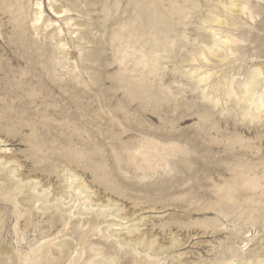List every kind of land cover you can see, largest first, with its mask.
I'll return each mask as SVG.
<instances>
[{"label":"rangeland","instance_id":"374dc122","mask_svg":"<svg viewBox=\"0 0 264 264\" xmlns=\"http://www.w3.org/2000/svg\"><path fill=\"white\" fill-rule=\"evenodd\" d=\"M179 1L188 9L181 21L170 1L156 4L146 68L139 55L113 51L112 12L104 33V14L92 15L96 39L87 51L62 26L69 56L53 65L31 45L32 24L22 39L13 15L0 10V264L264 258V122L243 121L230 90L240 92L254 69L264 89V0H239L233 13L223 10L227 0ZM47 4L45 18L57 21ZM215 4L218 25L208 21ZM213 33L227 46L206 54L208 62L196 59ZM200 74L208 76L202 85ZM237 161L256 187L236 178ZM69 174L84 193L67 190ZM44 203L63 211L37 209ZM63 241L72 248L62 255L53 244ZM229 250L241 257L229 259Z\"/></svg>","mask_w":264,"mask_h":264},{"label":"bare ground","instance_id":"6f19581e","mask_svg":"<svg viewBox=\"0 0 264 264\" xmlns=\"http://www.w3.org/2000/svg\"><path fill=\"white\" fill-rule=\"evenodd\" d=\"M161 1L162 0H47V2H48L47 6H48L49 10L52 12V14L56 17L57 21L53 20L52 18H45L46 13H45V6L43 5V0H0V2L8 4V6L5 9H4L3 5H0V10H8L13 15V21L17 24L16 27H18L20 29L22 39H23V35H25V32L28 30V29L25 30L24 27H26L30 23L32 24L30 27V31H32V36H33V38L31 39L32 40L31 45L35 47V51H37L38 53L40 52L43 56H47L48 64L50 63L53 65L57 63L59 56H63V57L69 56V48H68L69 44L67 45L66 44L67 42L63 43V41H62V35L64 34V32L66 30H67V34L69 36V37L68 36L67 37L70 38L74 42V44H75L74 46H76L75 48L76 49L78 48L80 50V52L87 51V50H89V46L92 47L93 42L96 39L94 36V33H93L94 30L96 29L95 18H93L92 15L95 12H97L98 14L101 13L102 15L104 14V16L101 19L103 21H105V20H110V19H108V16L110 15V12H112L111 20H110L111 21V24H110L111 29L109 32L110 33L109 39L111 41L113 51L116 53V55L118 57H121L122 59H126V57L129 54L132 57H134V56L137 57L139 55L138 62L140 63L141 66H144V68H146V66L149 67L151 65V63L153 62V57H152V55L154 53L153 37H154V33L156 30V26H157V24H155V19H156V15H157L156 4H158V2H161ZM168 1H170V4H171V8H170V14L171 15L172 14L176 15L178 17V20H180V21L183 18L187 17L188 14L186 13V10H188V9H186V6L184 7V6H181L180 4L177 5L180 2L179 0H178V2H177V0H168ZM238 1L239 0H227L226 3H223L222 7H223L224 12L233 13L234 8L237 6ZM124 2H126V5H124V7H123L122 4ZM190 2H191V0H183V3L182 2L181 3H182V5H188L186 3H190ZM215 3H217V2H215ZM111 4H113V5H111ZM121 5L123 8H121ZM175 5H176V7H175ZM112 7H113V9H112ZM218 7H219V5L215 4L212 6V11L209 10L211 12V15H210V17H208L209 18L208 21L212 20L213 22L215 21V23L216 22L220 23L222 21V19H220L222 17H220L219 14H217V15H219L220 18L219 17L217 18V15L215 17V11L217 10ZM31 10H32V12L30 15L29 11H31ZM241 13H244V12H241ZM234 16H236V15H234ZM28 19L30 21H28ZM101 19H97V20L99 21ZM223 20H226V18H224ZM105 23H106V21L101 22V28H103V33L106 30V28L108 27V26L107 27L105 26ZM218 23H216V24L218 25ZM58 24H60V25H58ZM207 24H209V23H207ZM62 26L66 27L65 31H64V29H62ZM104 35H106V34H103V36H102L103 39L105 37ZM151 37H152V39H151ZM212 40H213V45L211 47L207 48L205 46L208 53H206L205 48H204L203 52H202V50H201V52H199L200 51L199 50L198 52L200 54L197 57H195L196 59H198V57H199V59L201 58L204 61L208 62L209 59H207V57L205 56L206 54L207 55L208 54L213 55L216 52H218L217 48L221 49V45L227 46V42H226L227 40L226 41L223 40L216 33L212 34ZM29 42H31V41L29 40L28 43ZM94 47H96V46H94ZM200 48L202 49V47H200ZM219 53H220V51H219ZM195 58L193 57V61L196 60ZM154 67H155V65L153 66V69L151 68V73L155 74V71L157 70V68H154ZM192 73H188V74L193 75L194 73L193 74ZM207 75H208V73H207ZM207 75L206 74L196 75L195 77H196L197 82L199 84H201V83L204 84V82H206V80H207V77H208ZM261 76L262 75H261L260 70L254 69L253 71H251L249 73V75L247 76L246 81L242 85H240V87H242V90H240V92H238V93L235 92L234 87L231 88L232 85H230L231 95L237 99L236 101H234L235 106H236L235 109H237V111L239 112V116L243 121H249L250 123L264 122V89L262 90L260 88V85H262L261 84ZM261 87H263V86H261ZM203 89H202V91H203ZM204 93L206 95L205 90H204ZM206 97H209V96H206ZM246 162L247 163L249 162L251 164V162L249 160H247ZM250 164H248V165H250ZM236 165H238V169H237V173H235L234 175H236V178L238 180H240L241 183L243 182L244 184H247V186H249V185L255 186V184H258V182L255 181L256 177L254 175V171L257 170V167H256V170H254V171L252 169L253 175L255 178H254V180L253 179L251 180V178L248 177L249 174H247V166L242 161H237ZM260 178L262 179V177H260ZM65 179H66L65 181H67V188H68L67 190L72 189L75 191L77 190L79 193H84L85 188H84L83 183L82 182L75 183V182H77L76 179H78L77 176H74V174H69L68 176L65 177ZM263 180H264V176H263ZM0 182H1V180H0ZM23 187L24 186L20 184V185H18L17 189L20 190ZM231 190L228 191V193H227L229 196L232 193ZM34 192H33V194H34ZM79 193L77 195H79ZM61 200L62 199H60V201ZM15 201L16 200L14 199V203H15ZM64 201H66L65 198H64ZM64 201H62V202H64ZM88 201L89 200H86V202H88ZM90 202L91 201H89V203ZM16 203H18V201H16ZM87 206L88 205H86V208H87ZM92 206L93 205L91 202L90 207H92ZM52 208L58 210L59 206H58V204H54L53 207H51V206L46 205V203H44L42 205L40 204L37 207V209H41L43 211H48L49 209H52ZM76 208H77V206H76ZM80 208H81V206H80ZM82 208H84V207H82ZM87 209H89V208H87ZM78 210L79 209H77V211ZM58 211H63V210H58ZM79 211H78V215L80 217L83 216L84 213H82V212L84 210L82 212H79ZM76 214L77 213L75 211L70 212V215H72V217H74ZM120 216H122V215L120 214ZM108 238H109V236H108ZM53 245L57 248V251H59V253L62 255L66 254L68 252L70 253L71 248H72V244L68 241H63L59 244H53ZM96 249H97V247H96ZM96 249H94V250H96ZM94 250H92V251H94ZM98 252H100V251H98ZM228 252L230 254L229 259H235V258L241 257V255L235 250H229ZM96 254H97V252H96ZM99 254L101 255V253H99ZM71 255L73 257L75 254L74 255L71 254ZM112 259H114V258H112ZM102 262H103L102 260L101 261H95L92 259V260L87 261L85 264H102ZM241 262L244 264H264V258H263V255L255 256V257L253 256L250 258L241 257L240 262H236V263L233 262V264H239ZM217 263L220 264V262H217ZM228 263H230V262H228ZM110 264H112V262Z\"/></svg>","mask_w":264,"mask_h":264}]
</instances>
